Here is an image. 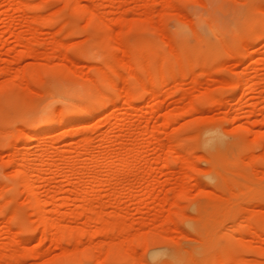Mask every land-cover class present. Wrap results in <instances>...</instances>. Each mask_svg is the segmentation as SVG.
Wrapping results in <instances>:
<instances>
[{
	"label": "rangeland",
	"instance_id": "1",
	"mask_svg": "<svg viewBox=\"0 0 264 264\" xmlns=\"http://www.w3.org/2000/svg\"><path fill=\"white\" fill-rule=\"evenodd\" d=\"M0 264H264V0H0Z\"/></svg>",
	"mask_w": 264,
	"mask_h": 264
},
{
	"label": "bare ground",
	"instance_id": "2",
	"mask_svg": "<svg viewBox=\"0 0 264 264\" xmlns=\"http://www.w3.org/2000/svg\"><path fill=\"white\" fill-rule=\"evenodd\" d=\"M18 2V1H17ZM19 2H21V0H19ZM26 2V1H25ZM22 3H23V0H22ZM27 3V2H26ZM26 6V5H25ZM146 87V86H145ZM149 90V89H148ZM104 93V92H103ZM106 94V93H105ZM100 97H102V95L100 96ZM130 98H132L131 96H129ZM101 100V99H100ZM106 102V101H105ZM102 104H104V102L102 103ZM101 107H102V105H101ZM141 110H143V109H140V111ZM144 111V110H143ZM218 135V134H217ZM37 137H39V134L38 133H33L31 136H29L28 138H37ZM217 143V142H216ZM222 144V143H221ZM213 145V144H212ZM219 145V144H218ZM217 145V146H218ZM220 146V145H219ZM43 151V150H42ZM129 151V150H128ZM27 153H29V152H27ZM128 154V153H127ZM22 155V154H21ZM24 155V154H23ZM39 155V154H38ZM124 155H126V154H124ZM111 156V155H110ZM113 156H115V155H113ZM127 157V156H126ZM125 157V158H126ZM28 158L29 157H26V156H24L23 158H22V161H21V165H22V170L24 171V175H23V180H22V182H23V184L27 187V189H28V191H29V194H30V198L37 204V207L38 208H40V215H41V217L43 218V221H45L46 220V218H48L49 217V209H48V207H47V204L49 203V201L47 200L46 201V199H44V196H43V192L41 191V188H39V186H38V180H40L41 178L40 177H43V178H46V177H44V176H39V174H42V173H37L38 171H39V169H38V165H39V163H40V165H41V167H42V164H41V162H37V164L36 165H33L32 164V162L30 163L29 161H27L28 160ZM36 158V157H35ZM113 158H115V157H112V162L114 163L115 161H116V159H114V161H113ZM124 158V159H125ZM37 159H38V157H37ZM111 160H110V162L108 163V164H111L112 162H111ZM72 161V160H71ZM109 161V160H108ZM125 161V162H124ZM124 161H122L123 163H126L127 164V161L126 160H124ZM74 162H76V161H74ZM35 163V162H34ZM112 163V164H113ZM71 164H73V163H71ZM111 164V165H112ZM121 165H124V164H122L121 163ZM128 165V164H127ZM126 165V166H127ZM44 166V165H43ZM58 166V165H57ZM125 166V165H124ZM124 166H122V167H124ZM40 168V167H39ZM36 170H38V171H36ZM72 170V169H71ZM101 177V176H100ZM43 178L41 179V180H43ZM98 178V177H97ZM96 178V179H97ZM95 179V181H97ZM100 179V178H99ZM98 179V180H99ZM101 181V180H100ZM41 182V181H40ZM99 183V182H98ZM97 184V183H96ZM41 186V185H40ZM80 191V190H79ZM83 192V191H82ZM82 192H80V193H82ZM85 192V191H84ZM61 193V192H60ZM62 193H63V191H62ZM79 193V192H78ZM83 195H85V193L83 194ZM88 195H90L88 192H86V195L84 196V198H86L87 197V199L86 200H88V199H91V198H88V197H90V196H88ZM65 195L64 194H61V196H60V198L62 197H64ZM66 197V196H65ZM64 197V198H65ZM52 198V197H51ZM53 198H55V196H53ZM59 198V199H60ZM85 200V199H84ZM89 202V201H88ZM89 204H90V202H89ZM87 205V204H86ZM62 207V206H61ZM63 208V207H62ZM89 208V207H88ZM87 209V208H86ZM93 209V208H92ZM91 209V210H92ZM94 210V209H93ZM58 213H56V214H59L61 211H62V213H63V210H61V208H59L58 210ZM93 212V211H92ZM60 215L61 214H59L58 216L60 217ZM56 217V216H55ZM48 219H50V218H48ZM53 220H49V222L50 223H52V225L54 226H56V228H58L59 226V224H58V217H57V219L56 218H52ZM49 223V224H50ZM54 226V227H55ZM58 226V227H57ZM49 227V226H48ZM45 228V227H44ZM61 229V228H60ZM59 231V230H58Z\"/></svg>",
	"mask_w": 264,
	"mask_h": 264
}]
</instances>
